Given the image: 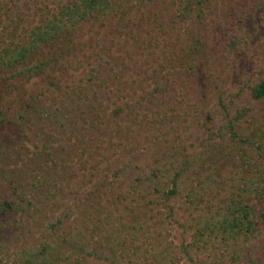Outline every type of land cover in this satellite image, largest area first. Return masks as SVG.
I'll use <instances>...</instances> for the list:
<instances>
[{"label": "rangeland", "instance_id": "rangeland-1", "mask_svg": "<svg viewBox=\"0 0 264 264\" xmlns=\"http://www.w3.org/2000/svg\"><path fill=\"white\" fill-rule=\"evenodd\" d=\"M122 1V18L60 39L69 63L63 86V75L49 67L0 86V205L10 207L0 218V264H15L45 240L57 246V264L71 253L60 264H137L123 254L125 228L148 209L142 201L129 217L130 203L119 196L156 163L172 168L156 191L145 190L155 200L149 217L159 245L177 247L175 262L264 264V224L235 242L195 244L192 234L194 219L215 214L246 181L261 182L264 100L251 91L264 78V0H205L203 20L191 21L177 15L182 0ZM27 3L31 8L33 0ZM40 59L36 54L25 68ZM87 59L97 76L78 96L82 71L91 70ZM232 119L235 133L227 128ZM179 165L188 170L165 201L161 193L173 188ZM254 205L264 209V196ZM108 209L120 222L103 223ZM58 219L64 223L53 231ZM88 220L95 237L72 251L69 239Z\"/></svg>", "mask_w": 264, "mask_h": 264}, {"label": "trees", "instance_id": "trees-1", "mask_svg": "<svg viewBox=\"0 0 264 264\" xmlns=\"http://www.w3.org/2000/svg\"><path fill=\"white\" fill-rule=\"evenodd\" d=\"M153 1L139 0L141 3ZM55 4L56 1L33 0L30 8L28 3L24 6V0H0V86L7 85L10 88L8 81L11 78L22 81L26 78L35 77L40 73H45L48 67L63 75L61 79L54 76L55 79L58 78L57 87L63 86L62 80L69 71V63H63V57H66V50L61 46L60 39H63L70 31L79 32L81 29H86L88 24L99 26L108 18H122L127 8L126 2L122 0H58L56 6ZM204 6L205 0H182L177 15L187 21L195 19L203 20L202 9ZM125 34L131 39L133 38L134 31L129 29ZM51 48L54 49L53 55L47 58L43 57L46 49ZM36 54L44 58V60L40 59L30 69L25 68L30 60L35 58ZM90 60L87 59L86 65L91 67V70L85 73V69L82 71L83 75L75 87V93L78 96L85 94L89 82H95L97 68L93 67V60ZM22 68L23 70H21ZM74 70L80 71V67L74 68ZM15 71L18 74L9 77V74H13ZM65 86L71 88L69 85L65 84ZM4 93H7V91ZM86 97L84 96L82 99ZM251 98L257 101L264 100V78L252 88ZM224 108L226 107L224 106ZM4 114V112L0 111V116L3 117L1 124L3 125L6 120ZM241 116L242 113H239L236 117L237 120L242 118ZM227 128L234 131L235 125L233 119L229 121ZM184 166L189 167L193 166V164L188 162ZM184 166H178L172 180L173 188L164 191L163 194L161 193L165 201H168L179 191V180L183 176L184 170H188ZM170 169L161 163H156L152 169L145 171L144 174H138L129 189L122 192L119 196V200H125L130 203L127 214L129 217H133L134 212L137 211L135 206L140 205L142 201L143 206L148 209L145 216L141 217V220L133 218V222L128 223L125 228L128 234V241L123 247V254H126L131 262L139 264L140 259L144 257V264H179L175 262L177 247H174L171 243L165 246V248L159 245L163 244L162 235L157 234V232L155 233L154 226L151 223L152 219L149 217L154 212L155 200L153 197L148 198L147 193L145 194V190L151 189V187L156 191L155 186L166 180ZM258 177L261 182L253 183L254 179H251L246 181L244 188L241 190H234L231 193L232 198H227L218 207L215 214L212 215L210 213L193 220V224L195 225L192 234L195 244L210 245L212 240L215 242H219V240L235 242L241 238H248L249 234L260 229L261 224H264V209L256 208L254 201L256 200V196H264V170ZM258 184H261V187ZM151 194L153 195L152 191ZM248 194L256 195L252 199ZM9 210L10 207L0 205V218L8 214ZM105 213L102 216L103 223H108L110 220L120 222L118 220L120 213H117L114 209H108ZM63 223V219H58V222L51 226L52 230L57 231ZM88 229L90 234L87 233ZM96 230L97 226L93 228L92 222L88 220L69 239L68 243H75L74 246L72 245V251L79 250L76 245L77 243L83 242L84 239L91 240L94 238ZM87 235H90L89 238ZM56 248L57 246L52 242L45 240L35 251H22L20 257L14 263L57 264L53 260ZM74 254H61L59 259L61 262L62 260H64L63 262H67ZM138 258L139 260H137ZM60 261L58 264L61 263Z\"/></svg>", "mask_w": 264, "mask_h": 264}]
</instances>
